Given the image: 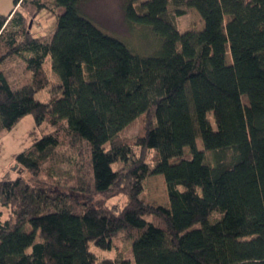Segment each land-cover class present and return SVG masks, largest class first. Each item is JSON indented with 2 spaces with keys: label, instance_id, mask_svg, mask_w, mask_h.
Segmentation results:
<instances>
[{
  "label": "trees",
  "instance_id": "16d2710c",
  "mask_svg": "<svg viewBox=\"0 0 264 264\" xmlns=\"http://www.w3.org/2000/svg\"><path fill=\"white\" fill-rule=\"evenodd\" d=\"M84 1L13 0L8 14L0 11V65L20 56L29 73L13 86L0 71V133L30 113L37 126L54 128L17 163L38 179L63 133L84 144L71 186L82 201L39 180L0 178V203L10 209L7 219L0 211V264H97L91 242L110 249L121 230L137 232L136 264H264V0H125V20L159 36L152 54L102 31ZM182 5L200 13L201 30H179ZM45 9L56 12L50 38L28 27ZM47 87L42 101L37 93ZM144 114L134 144L155 152L153 164L119 139ZM205 150L216 152L214 163ZM227 150L228 162L220 154ZM152 174L164 176L167 205L143 196ZM116 189L128 197L120 211L95 201Z\"/></svg>",
  "mask_w": 264,
  "mask_h": 264
},
{
  "label": "rangeland",
  "instance_id": "374dc122",
  "mask_svg": "<svg viewBox=\"0 0 264 264\" xmlns=\"http://www.w3.org/2000/svg\"><path fill=\"white\" fill-rule=\"evenodd\" d=\"M125 0H86L82 4L83 13L89 17L102 31L114 36L123 42L135 53L152 54L158 46V38L151 28L131 24L125 20L124 5ZM13 8V0H0V11L8 14ZM179 8V7H178ZM185 11L182 16L175 17V22L180 31L195 30L199 31L204 27V21L200 13L193 7L182 5L180 6ZM171 13L176 11V5L171 2L169 5ZM58 12V9H57ZM228 17H225V21ZM56 12H51L47 9L42 10L37 16L31 17L29 21V29L35 36L50 38L56 27ZM31 23V26H30ZM231 55L228 53L227 61L230 62ZM44 68L49 75L52 84L58 83L60 78L52 68L50 57H47L44 63ZM0 71H4L10 83L13 86H19L26 82L29 73L26 70L25 60L20 56H11L7 58L1 65ZM37 96L42 101H45L50 96V88L47 87L37 93ZM212 117V113L209 114ZM148 115H141L126 126L120 133L119 139L127 141L133 145L137 156H143L147 162L153 164L155 152L150 149H142L135 146L134 139L139 134L145 131ZM54 128L50 123H43L40 126L36 125L35 117L32 113L26 114L11 128L5 129L0 133V178L5 175L17 177L23 176L28 182L39 180L40 185L48 184L60 190H66L69 198L75 200L79 198L76 192L72 191L71 186L77 181L78 175L81 173V165L78 166L81 160L79 149L84 148V144L80 141L72 143L71 137L67 133L62 134L61 145L56 149L54 156L46 161L42 171L35 179L31 172L26 170L16 161V155L28 148L32 143L40 138L43 134L52 131ZM197 143L201 149L203 144L201 138L197 139ZM207 161L214 163L216 152L205 150ZM224 156L225 161H229L232 156L230 150L220 152ZM184 155L190 156V149L185 148ZM115 167H119L118 164ZM65 185V188H63ZM123 190V188H121ZM116 195L97 194L95 201L112 211H120L128 201L127 195L116 189ZM143 196L146 200L153 204L169 203V194L167 184L162 174L148 175L144 181ZM78 203H81L77 201ZM0 211L3 212L2 218L7 219L10 215V209L4 207L0 203ZM214 216H220V213L215 212ZM153 216H148L152 219ZM137 232L134 230H121L114 235L112 246L110 249H103L91 242L90 249L97 258V264L115 261L119 264L122 260H128L132 264H136L132 252V241Z\"/></svg>",
  "mask_w": 264,
  "mask_h": 264
},
{
  "label": "water",
  "instance_id": "95a60500",
  "mask_svg": "<svg viewBox=\"0 0 264 264\" xmlns=\"http://www.w3.org/2000/svg\"><path fill=\"white\" fill-rule=\"evenodd\" d=\"M30 26H31V23H30Z\"/></svg>",
  "mask_w": 264,
  "mask_h": 264
}]
</instances>
